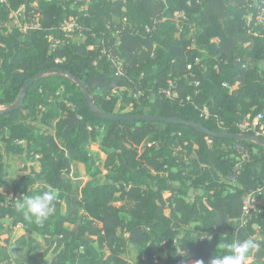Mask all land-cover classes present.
I'll return each mask as SVG.
<instances>
[{
  "label": "trees",
  "instance_id": "16d2710c",
  "mask_svg": "<svg viewBox=\"0 0 264 264\" xmlns=\"http://www.w3.org/2000/svg\"><path fill=\"white\" fill-rule=\"evenodd\" d=\"M22 8L24 22L37 25L28 36L11 27ZM70 18L85 41L65 36ZM50 37L60 44L53 48ZM39 74L46 76L11 109ZM1 107L0 188L5 154L41 170L28 167L14 180L11 199L0 193V234H9L0 239V264H30L36 253L42 264H131L121 257L129 242L139 264H208L226 242L249 237L261 248L246 264H264V145L94 111L244 133L240 122L264 113V0H7L0 3ZM35 124L54 133L39 134ZM93 143L105 156L106 182L75 188L67 178L74 163L91 170L101 160ZM237 146L249 151L238 175ZM48 186L58 195L43 223L13 207L21 194ZM250 195L258 204L245 215ZM17 227L25 234L14 242Z\"/></svg>",
  "mask_w": 264,
  "mask_h": 264
},
{
  "label": "rangeland",
  "instance_id": "374dc122",
  "mask_svg": "<svg viewBox=\"0 0 264 264\" xmlns=\"http://www.w3.org/2000/svg\"><path fill=\"white\" fill-rule=\"evenodd\" d=\"M14 14V20L11 24L12 26H22L23 28V32L25 33V35H29L30 30L32 28L37 27V25H35L34 23L28 24L25 21V18H23V20L19 21L18 17ZM177 18L181 17L180 15L176 16ZM85 36L83 34H76L73 36L72 40L75 42H83L85 41ZM93 48V47H92ZM5 109L4 107H1L0 110ZM132 111V108H128L127 110L124 111V113H129ZM36 125V129L38 131L39 134H53L54 131L51 129H47L46 127L39 125V124H35ZM90 151L93 153H100L101 154V160L97 163L96 167H94L91 170H88L86 168V166L84 164L75 162L74 166H73V172L70 175H67V178H69L73 183L75 188H82L84 187L86 184L90 183V182H96L99 184H104L106 182L105 176H106V170L104 168V162H105V156L101 153V151L99 150V144L97 143H93L90 145ZM5 164H6V169H7V173H8V178H7V183L4 187L0 188V193H4V194H9V199L12 198L13 194H12V183L14 180H17L19 178H21L24 174L28 173V167H34L35 170L37 172H40L41 167L39 163H29L27 160H25L24 158H19V157H13V156H8L5 154ZM165 198L169 197V193H164ZM253 203V205H252ZM122 203H119L118 205L121 206ZM255 205H257V202H253L252 200L248 201V207L249 209L254 208ZM66 211V209H64V212ZM6 227H10V224L6 223L5 224ZM196 225H192L191 228H194ZM70 228H72V226H70ZM13 237H12V241H17L21 236H23L25 234V231L21 228V227H17L15 228L13 231ZM1 234L2 236H0V239L3 240L7 237L8 234V229L5 228L3 231L1 230ZM0 234V235H1ZM7 234V235H6ZM6 235V236H4ZM39 241H41L40 237L35 236ZM256 238H260L259 234L256 235ZM40 253H36V255L34 254V258L31 259L30 264L34 263V264H42L43 262H40L42 260H40L39 258ZM110 255V252L108 249L104 250V257H108ZM52 254L48 255L47 258L45 259L46 261H50L52 258ZM163 256V255H162ZM121 257L123 259H125L126 261H128L131 264H139V257H138V248L134 243L129 242L128 246L126 248V252L121 255ZM251 262V258L247 261V263ZM189 263V262H188ZM187 263V264H188Z\"/></svg>",
  "mask_w": 264,
  "mask_h": 264
},
{
  "label": "clouds",
  "instance_id": "9594fccd",
  "mask_svg": "<svg viewBox=\"0 0 264 264\" xmlns=\"http://www.w3.org/2000/svg\"><path fill=\"white\" fill-rule=\"evenodd\" d=\"M28 191V190H27ZM58 192L52 186L41 190L38 194L29 196L21 194L13 199V207L19 213L27 218L34 220L35 223L41 224L46 221L55 211V200ZM261 248L254 238L249 237L243 240H234L223 245V251H215L208 264H246L252 253L259 251ZM195 264H205L200 259Z\"/></svg>",
  "mask_w": 264,
  "mask_h": 264
},
{
  "label": "water",
  "instance_id": "95a60500",
  "mask_svg": "<svg viewBox=\"0 0 264 264\" xmlns=\"http://www.w3.org/2000/svg\"><path fill=\"white\" fill-rule=\"evenodd\" d=\"M59 74H62V72H59ZM46 76V74H39L31 78L28 82L25 83V85L22 87L21 90V95L18 99V101L11 106L10 108H19L22 101L24 94L26 93L27 89L37 80L40 78ZM79 85L83 88V91L88 97L89 104L93 107V102L92 99L88 95L87 88L79 82ZM98 116H100L103 119H108V120H117V121H152V122H163V123H176V124H181L185 126L192 127L201 133H204L208 136H213L217 138H222V139H230V140H237V141H250L254 143H258L261 145H264V139L258 138L256 136H253L249 133H241V134H230V133H225V132H217V131H212L209 130L205 127H203L200 124L190 122L187 120L179 119V118H168V117H162V116H156V115H117V114H108L104 112H99L98 110H94Z\"/></svg>",
  "mask_w": 264,
  "mask_h": 264
},
{
  "label": "built area",
  "instance_id": "2783aa9c",
  "mask_svg": "<svg viewBox=\"0 0 264 264\" xmlns=\"http://www.w3.org/2000/svg\"><path fill=\"white\" fill-rule=\"evenodd\" d=\"M7 0H0V3L6 2ZM183 13H180L178 15L182 16ZM21 28V30L23 31L22 26H19ZM78 24H77V20L75 18H70L69 20L65 21L63 23V27L62 30L65 33V36L67 38L72 39L73 36L75 35L76 31L78 30ZM50 41H52V47L55 48L57 45L60 44L59 40H55L50 37L49 38ZM111 56V55H110ZM113 60L118 64L119 67V71H122V62L116 58L113 57ZM188 69H192V66L189 65ZM240 129L242 130V132L247 133L250 131H255L257 133V135L259 136H263L264 137V113L258 114L255 118L251 119L250 117L245 118L244 120H242L239 124ZM238 153H239V164L237 165V170H236V175L240 174V171L242 170V166L243 163L245 161H247V159L249 158V151L246 147L244 146H237L236 147ZM252 200L253 202H257V200L250 195L246 200H245V215H247L251 209H249L248 207V201ZM258 204V202H257ZM253 205V203H252ZM256 206V205H255ZM9 264V263H7Z\"/></svg>",
  "mask_w": 264,
  "mask_h": 264
},
{
  "label": "crops",
  "instance_id": "0c3cea01",
  "mask_svg": "<svg viewBox=\"0 0 264 264\" xmlns=\"http://www.w3.org/2000/svg\"><path fill=\"white\" fill-rule=\"evenodd\" d=\"M24 12H25V9L22 8L20 11H18L17 13H15V15L18 17V20L20 21L21 18L23 19L24 17ZM15 16V17H16ZM26 17V16H25ZM22 21V20H21ZM196 261H190L188 264H195Z\"/></svg>",
  "mask_w": 264,
  "mask_h": 264
}]
</instances>
